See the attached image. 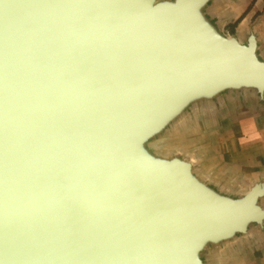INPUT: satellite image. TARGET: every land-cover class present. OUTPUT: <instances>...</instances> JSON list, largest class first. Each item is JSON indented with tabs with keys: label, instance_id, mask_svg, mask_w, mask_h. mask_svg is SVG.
I'll list each match as a JSON object with an SVG mask.
<instances>
[{
	"label": "water",
	"instance_id": "1",
	"mask_svg": "<svg viewBox=\"0 0 264 264\" xmlns=\"http://www.w3.org/2000/svg\"><path fill=\"white\" fill-rule=\"evenodd\" d=\"M222 2L0 0V264H229L264 233V178L215 179L184 134L264 103Z\"/></svg>",
	"mask_w": 264,
	"mask_h": 264
},
{
	"label": "crops",
	"instance_id": "2",
	"mask_svg": "<svg viewBox=\"0 0 264 264\" xmlns=\"http://www.w3.org/2000/svg\"><path fill=\"white\" fill-rule=\"evenodd\" d=\"M263 1L223 0L225 31L233 32L247 16H262ZM260 18L253 29L264 48ZM192 130L189 147L210 176L237 189L264 178V103L252 97L236 98L220 112L201 117Z\"/></svg>",
	"mask_w": 264,
	"mask_h": 264
},
{
	"label": "rangeland",
	"instance_id": "3",
	"mask_svg": "<svg viewBox=\"0 0 264 264\" xmlns=\"http://www.w3.org/2000/svg\"><path fill=\"white\" fill-rule=\"evenodd\" d=\"M261 13H262V16L255 17L254 15L252 16L250 15V16L245 17L244 21L239 23V26H237L235 30H241V28L243 30L250 23L254 21H259L261 19L260 17H262V20L264 21V8L262 9ZM250 14H251V11H250ZM194 126L195 124L192 127ZM192 127L190 129L188 128L189 130L186 131V133H184L186 141L188 143H189V138L192 134V131L197 129V128H194L192 130ZM229 264H264V237H261V235H257V237H254L250 242L244 244L241 247H238L233 252L231 257L229 258Z\"/></svg>",
	"mask_w": 264,
	"mask_h": 264
},
{
	"label": "trees",
	"instance_id": "4",
	"mask_svg": "<svg viewBox=\"0 0 264 264\" xmlns=\"http://www.w3.org/2000/svg\"><path fill=\"white\" fill-rule=\"evenodd\" d=\"M263 3H264V1H263Z\"/></svg>",
	"mask_w": 264,
	"mask_h": 264
}]
</instances>
